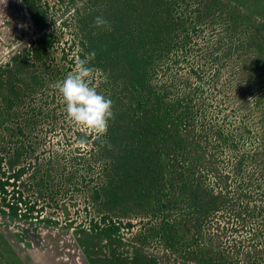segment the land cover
Returning a JSON list of instances; mask_svg holds the SVG:
<instances>
[{"label":"rangeland","instance_id":"obj_1","mask_svg":"<svg viewBox=\"0 0 264 264\" xmlns=\"http://www.w3.org/2000/svg\"><path fill=\"white\" fill-rule=\"evenodd\" d=\"M126 2L135 0H0V264H197L206 250L205 226L196 231L202 217L186 209V197L178 210L158 211L159 193L146 197L141 185L105 171L111 163L106 149L66 119L55 85L85 53L95 52L93 85L113 105L129 103L131 95L120 89L140 85L141 74L145 95L165 78L196 84L199 77L205 122L221 128L214 163L226 173L241 160L246 177L262 171L257 181L264 190V0H168L172 12L154 18L185 22L179 32L167 25V64L151 61L147 40L150 62L143 69L134 46L126 53L123 42L102 52ZM96 16L108 25L93 27ZM174 45H185V61L174 63ZM241 196V207H250L251 196ZM214 214L221 219L229 212ZM230 228L219 238L248 245V225ZM189 244L195 259L177 254Z\"/></svg>","mask_w":264,"mask_h":264},{"label":"trees","instance_id":"obj_2","mask_svg":"<svg viewBox=\"0 0 264 264\" xmlns=\"http://www.w3.org/2000/svg\"><path fill=\"white\" fill-rule=\"evenodd\" d=\"M131 3L126 2L123 15L121 14L119 18L116 17L118 20L113 21L114 31L107 33L108 36L111 35V38L107 37L103 42V54L108 55L112 47L116 49L117 45L124 42V47L129 48L126 49V53L132 50L133 46L135 47L133 53L143 69L145 63L149 65L150 62L144 49L149 39L152 41L147 43L150 46L152 44L149 54L152 53V56H155L154 59L151 58V61L157 60L158 63L167 64L168 53L165 54L164 51L169 48L171 41L166 42L164 32H179L185 20L162 21V17L154 18L155 15H160L159 13L168 16L172 12V3L170 6L168 0H135L134 5ZM134 15L137 17L133 21L131 19ZM200 19L201 17H197L196 23L200 24ZM167 25L171 27L169 31ZM120 30H123V33ZM193 30L194 28L190 31ZM186 31L181 30L185 39L188 36L185 35ZM136 34L138 40L134 39L133 35ZM178 37L177 33L174 41ZM88 43L91 50L95 43L90 41ZM153 44L161 46L155 51ZM174 47L176 48L174 63L185 61L186 52L183 51L185 45L180 47L174 45ZM102 66H105L104 63ZM162 69L164 72L167 71L164 67ZM193 70L195 74L198 71L197 68ZM134 78H137V75ZM198 78L195 80L198 82L196 84L181 82L175 78L172 80L165 78L160 87L156 84L157 89L150 88L145 95V80L141 74L140 85L132 81L133 85L120 89V92L131 95L129 103L124 104L125 107L123 104L113 105L116 109V112L113 111L114 119L109 121L107 135L102 138L106 139L111 147H102L99 139L96 140L95 146L103 151L106 149V153L111 158V163H107L105 171L107 170L110 174L117 172L116 175L131 181L132 185L134 182L141 185L140 189L146 197L159 193L158 197L154 198L157 201L158 211L161 212L168 207L178 210L179 202L186 197L188 205L186 209L189 208L188 210H191L195 217H202L200 224L196 226L197 233L199 234L200 229L205 226L202 229L205 244L202 246L206 250L203 255L197 254L200 259L197 264H264V190L261 191L257 181L262 178V171L258 178L253 177L252 171V177L249 176V178L245 176L241 160L232 162L229 166L230 171L226 173L222 169L223 166L220 168L214 163L213 157L219 150L221 128L210 126L205 122L206 110L202 105L204 87H201ZM176 89L180 92H176ZM181 90L186 91L181 92ZM210 102H212L211 97ZM209 105L207 106L209 108L213 106L212 103ZM208 130L211 132L210 135ZM113 150L115 152L112 153ZM15 158L19 159V156L16 155ZM248 181L251 182L250 185ZM253 181H256V184L252 185ZM248 186L251 187L249 193ZM161 193L165 195L163 196L165 201L159 199L162 196ZM241 195L251 196L252 200L248 204L253 203L250 207L247 204L245 208L241 207V200H243ZM225 196H229L228 199ZM254 196L258 197L256 201ZM224 202L230 209L226 208ZM221 209L229 212L228 217L224 216L220 219L216 214L213 215ZM172 222L174 225L177 219L174 218ZM234 223L237 225H233ZM245 224L248 225V232H245L247 233L245 236H248V245H243L241 242L228 243L223 236L220 238L218 236L232 232L230 226H237L243 230ZM171 237L174 240V235ZM230 244L233 246L230 247ZM189 247L191 248L190 244L183 246L177 254L195 259L193 257L195 247L185 250ZM171 254L173 255L174 252Z\"/></svg>","mask_w":264,"mask_h":264},{"label":"clouds","instance_id":"obj_3","mask_svg":"<svg viewBox=\"0 0 264 264\" xmlns=\"http://www.w3.org/2000/svg\"><path fill=\"white\" fill-rule=\"evenodd\" d=\"M108 25L102 16H96L93 27L100 28ZM95 34V33H93ZM95 58V52L85 53L82 59L78 58L74 69L63 80L57 81L60 102L65 105L66 119L75 127L101 141V146L111 145L106 139L109 121L114 119L113 101L97 91L93 85L94 69L89 66ZM86 145L87 140L78 141Z\"/></svg>","mask_w":264,"mask_h":264}]
</instances>
